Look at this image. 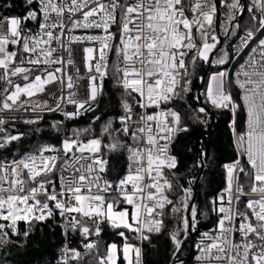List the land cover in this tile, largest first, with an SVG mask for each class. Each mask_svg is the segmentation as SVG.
I'll use <instances>...</instances> for the list:
<instances>
[{
  "label": "snow or ice",
  "instance_id": "1",
  "mask_svg": "<svg viewBox=\"0 0 264 264\" xmlns=\"http://www.w3.org/2000/svg\"><path fill=\"white\" fill-rule=\"evenodd\" d=\"M24 3L22 16H0V150L24 137L5 127L18 119L34 125L44 112L59 113L64 119L53 120L51 128L60 132L66 120L94 112L106 79L120 90L119 112L98 130L99 115L85 128H72L58 146L40 144L11 159L0 157V245L13 243L10 236L27 238L33 222L59 215L65 237L78 232L87 242L83 252L65 244L56 264H143L142 247L129 241L150 243L173 220L165 233L172 264H264V0H251L243 28L233 23L244 10L241 0H219L225 9L222 34L239 40L230 49L220 46L217 35V0ZM245 50L230 73L225 66ZM205 66L215 70L200 76ZM194 78L204 84V104L231 114L237 153L222 165L225 187L205 209L193 201L191 186H174L170 178L178 176L179 163L172 145L189 131L179 105L187 103ZM83 80L86 98L77 99ZM69 105L74 110H66ZM28 111L35 115H2ZM192 113L197 123L209 115L203 106ZM121 156L122 174L111 166ZM206 156L201 150L197 167L205 166ZM210 213L214 226L199 231L201 217L207 220ZM19 222L27 226L23 231ZM103 224L122 244L101 252L91 237L101 235ZM193 232L199 236L195 243L189 242Z\"/></svg>",
  "mask_w": 264,
  "mask_h": 264
},
{
  "label": "trees",
  "instance_id": "2",
  "mask_svg": "<svg viewBox=\"0 0 264 264\" xmlns=\"http://www.w3.org/2000/svg\"><path fill=\"white\" fill-rule=\"evenodd\" d=\"M2 4L8 6V12L13 14L24 13L25 3L24 0H2ZM225 9L220 13L219 30L221 35V22L224 20ZM249 16L244 14L238 21L242 26L247 25ZM223 26V25H222ZM240 33L242 31L238 30ZM236 37L227 38L222 47L226 49L231 48V44ZM232 61V60H231ZM231 63V62H230ZM230 63L225 67L229 70ZM206 66L200 70L199 75L202 76L205 72ZM214 68H209L207 74L214 71ZM231 72V70H230ZM207 76V75H206ZM200 79L194 78L192 83V92L188 94L187 103L181 102L179 107L183 114V123H185L189 131L180 133L172 145V154L178 158V168L176 169L178 176L170 177L173 179L174 186L177 181L179 185L185 188L193 185L199 173L200 167L196 166L199 158V153L204 150L207 153L205 158V166L202 169L198 188L194 202L200 209L211 207L210 201L215 197V194L225 187V172L222 167L225 163H231L236 159V152L233 143V133L229 127L231 114L227 111L216 110L209 105L203 103V96H200V102L196 99L197 91L200 87ZM104 95L101 96L99 107L94 112L79 117L76 121H65L64 127L60 132H56L51 128L53 120H62L59 117L51 116L46 117L39 122V124L6 127L7 131L13 135L24 133V137L19 142H13L9 149L2 150L0 157L7 156L11 159L13 153L23 154L32 151L37 145L40 144H54L59 145V142L66 135L71 134L72 128H85L92 119L99 115L100 121H97L98 126L101 121L116 115L119 112V89L113 86L111 79L104 81ZM204 90L202 86L200 93ZM191 105V108L188 105ZM206 107L208 116L203 117L205 123H197L191 119L192 108ZM212 117L214 118L212 121ZM212 124L210 126V123ZM243 116H241V123ZM41 129L39 132L35 129ZM0 135H3L2 133ZM111 166L118 169L122 174L125 166L124 157L119 159H112ZM109 178H115V175L110 172ZM192 181L189 185V181ZM181 194L179 188H176V195ZM215 219L210 213L209 218L205 220L201 217V223L198 226L199 231H205L214 226ZM35 227L29 233L27 238L20 236H10L13 243L7 245H0V264H56L55 261L59 257L60 250L62 249L63 236L60 227V219L56 215L55 219H49L43 223L33 222ZM175 226V221L169 220L168 227L163 233L151 236V242H144L143 249V264H172V243L168 236L165 234ZM27 226L24 222H19V229L23 231ZM103 231L99 237H91L92 240L100 242L99 247L101 252L106 250L108 244L117 243L122 244V238L116 235L115 231L107 224L101 225ZM118 231V230H117ZM130 237L131 233L128 234ZM198 233L193 232L189 237V242L193 243ZM71 239L75 244L86 243L78 232L70 233ZM130 243L136 244L135 240H130ZM190 252L186 249L184 259H188ZM90 259L89 256L85 260ZM120 264H123L122 260Z\"/></svg>",
  "mask_w": 264,
  "mask_h": 264
},
{
  "label": "built area",
  "instance_id": "3",
  "mask_svg": "<svg viewBox=\"0 0 264 264\" xmlns=\"http://www.w3.org/2000/svg\"><path fill=\"white\" fill-rule=\"evenodd\" d=\"M217 3H218V12L217 14L221 13V11L224 9L223 7H219V0H217ZM25 5V4H24ZM251 5V0H245V6H244V14H247L249 16V13L247 12V7ZM25 12V11H24ZM24 13H19V14H13V13H10L8 12V6L6 4H2V0H0V16H22ZM29 27H33V25L31 24V22H29ZM77 34H81V33H77ZM221 34V33H220ZM241 35L243 34L240 33ZM218 35V34H217ZM259 35V34H258ZM218 38H219V35H218ZM239 44V40L237 38H235L231 44V48L232 47H235V45ZM247 51L248 50H245V54L242 55L241 57L239 58H233L231 63H230V67H229V72L231 70L230 73H234L235 70H237L239 64L242 62V60L246 57V54H247ZM81 56L83 55L82 53L80 54ZM77 64L78 66H80L81 68V73L82 74H86L85 73V69L83 68V63H82V60L80 58H77ZM86 85H87V80H83V81H79L78 84H77V88L75 89V91L77 92V99H84L86 98ZM51 87V86H50ZM48 99V103L49 104H53L54 103V99L53 98H47ZM101 97L98 98V103L100 101ZM68 111H72L74 110V106H71L69 105L67 107ZM91 112H88V113H85L84 115L86 114H89ZM2 115H9V116H12V115H15L17 117H29V116H34L35 114L34 113H31L30 111L28 112H21V113H5V114H2ZM43 117L46 118V117H51V116H55V117H59L61 118L62 120L64 119L61 115H59V113H49V112H44L42 113ZM83 116V115H82ZM43 118V119H44ZM79 119V118H78ZM76 119V120H78ZM76 120H66V121H76ZM26 124L22 123V120L21 119H18L15 124H12V123H9V124H6L5 127H16V126H25ZM1 134V133H0ZM233 143H234V137H233ZM235 148V147H234ZM2 150H0L1 152ZM236 152V150H235ZM236 158H237V153H236ZM224 172H225V169H224ZM242 175V174H241ZM224 189V188H223ZM222 189V190H223ZM222 190L218 191L216 194H215V197L217 196V194L219 192H221ZM214 197V198H215ZM58 218L60 219V223L62 222L61 221V217L59 215H57ZM213 218L216 219L215 215L212 214ZM36 223H43V222H36ZM206 231V230H205ZM61 232H62V236H63V244H62V248L65 246V244H67L69 247H75L77 248L79 251L83 252L84 249H83V243H78V244H75L73 242V239H71L70 237V233L67 237L64 236L63 234V230L61 229ZM133 235V234H132ZM154 235H158V234H154ZM199 239V236L197 235V237L195 238V240L193 241V243H195L196 241H198ZM136 244L137 245H140L142 247V245L140 244L139 241L135 240ZM143 250V249H142ZM60 256V254H59ZM59 258V257H58ZM57 258V259H58ZM56 259V261H57ZM55 261V263H56Z\"/></svg>",
  "mask_w": 264,
  "mask_h": 264
},
{
  "label": "water",
  "instance_id": "4",
  "mask_svg": "<svg viewBox=\"0 0 264 264\" xmlns=\"http://www.w3.org/2000/svg\"><path fill=\"white\" fill-rule=\"evenodd\" d=\"M241 3H242L243 6H245V0H241ZM243 15H244V10L241 11V12L238 14L236 21H234L233 23H238V21L242 18ZM219 21H220V14L218 13V14H217V34L219 35V39L221 40V45H220V46H222L223 42H224L227 38H225L224 36H222V35L220 34V30H219ZM220 46H218V47H220ZM208 70H209V67L206 66L205 72L203 73L202 76H205V77H206ZM203 85H204V84L200 81V87H199V89H198V91H197V96H199V97H200V90H201V88H202ZM199 102H200V99H199ZM213 119H214V118L212 117V121H213ZM212 121H211V123H210V126H211V124H212ZM202 169H203V168H200L199 173H198V175H197V177H196V179H195L194 185H193V201L195 200V197H196L197 188H198V181H199V178H200V175H201Z\"/></svg>",
  "mask_w": 264,
  "mask_h": 264
},
{
  "label": "rangeland",
  "instance_id": "5",
  "mask_svg": "<svg viewBox=\"0 0 264 264\" xmlns=\"http://www.w3.org/2000/svg\"><path fill=\"white\" fill-rule=\"evenodd\" d=\"M222 27H223V26L221 25V29H222ZM224 48H225V47H224Z\"/></svg>",
  "mask_w": 264,
  "mask_h": 264
}]
</instances>
